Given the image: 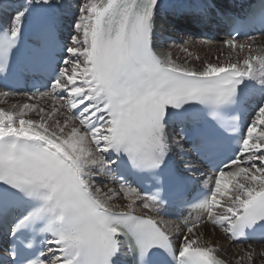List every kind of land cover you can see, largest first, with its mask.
Returning <instances> with one entry per match:
<instances>
[{
    "label": "snow or ice",
    "instance_id": "1",
    "mask_svg": "<svg viewBox=\"0 0 264 264\" xmlns=\"http://www.w3.org/2000/svg\"><path fill=\"white\" fill-rule=\"evenodd\" d=\"M169 14L226 26L229 58L197 68L161 52ZM3 20L0 96L31 84L28 100L50 104L0 108V264H226L195 232L205 221L264 241V47L251 34L264 35V0L244 16L221 0H0ZM185 205L197 218L174 242L163 215Z\"/></svg>",
    "mask_w": 264,
    "mask_h": 264
},
{
    "label": "bare ground",
    "instance_id": "2",
    "mask_svg": "<svg viewBox=\"0 0 264 264\" xmlns=\"http://www.w3.org/2000/svg\"><path fill=\"white\" fill-rule=\"evenodd\" d=\"M221 2H226V0H221ZM167 18L169 15H166ZM3 24H5L7 21L3 20ZM179 24H182L179 22ZM178 26H168V24L165 22L164 17H162L158 22H157V28H156V43L158 49L165 53V54H171L172 58L177 62V63H185L187 62L188 66L191 67H197L198 62L193 58V55H188L187 52L183 51L184 48H188L189 52L191 51L190 48H192L195 44H199L202 40V43L207 41L209 44L207 46H210L211 49H213V53H223L225 58H229V49L224 47L223 45V40L226 39V37L220 36L219 39L211 42L210 40L207 39H192L191 37H187L184 35H178L176 33V30L178 29ZM188 39V41H186ZM243 41L244 39H240ZM215 43V44H212ZM256 44L257 46L264 47V36L258 37L256 39ZM204 46L206 44H201V46ZM218 46V47H217ZM195 47V46H194ZM244 53H240L239 57L237 56L236 53H231V59L235 61L237 58L243 59ZM198 68V67H197ZM0 91H5L4 89L0 88ZM22 93V92H16L15 94ZM13 95H9L8 97L0 96V104L5 105V106H10L16 104L18 105L19 101L25 100V99H19L18 98H13ZM17 99V100H12ZM24 98V96L22 97ZM49 102V101H45ZM5 109V108H4ZM63 114L59 115L56 117L57 119H60L61 122L65 119V116L70 115L66 111L62 110ZM75 123L78 125V120L75 121ZM177 160L178 163L181 162L182 157L178 153L173 154ZM101 179H104V177H101ZM116 184V183H114ZM112 182H110V186L116 187ZM119 187V186H118ZM121 203H124L125 201H120ZM140 211H143L142 209H137V212L140 213ZM164 220L169 222V227L170 230H172L173 234V239L174 242L179 239L181 232H184L185 229L180 226L179 223L173 221V220H168L163 217ZM179 227L180 232L175 231L176 227ZM196 234L200 236V240L202 243H212L215 245L217 249V255L227 261L228 264H239V259L238 257H242L243 255L248 252V250L254 249L256 247L255 244H248V245H253L251 249H241L245 245L243 244H233L230 242L229 238L223 235L222 229H220L218 226H214L213 224L211 225H206L202 226L198 229L195 230ZM255 245V246H254ZM258 246H264V245H258ZM258 249V248H257ZM261 249H264L261 248ZM245 253V254H244ZM255 258H259L255 253L253 252ZM259 255V254H258ZM246 257V256H245Z\"/></svg>",
    "mask_w": 264,
    "mask_h": 264
},
{
    "label": "rangeland",
    "instance_id": "3",
    "mask_svg": "<svg viewBox=\"0 0 264 264\" xmlns=\"http://www.w3.org/2000/svg\"><path fill=\"white\" fill-rule=\"evenodd\" d=\"M182 25H184V24L182 23ZM177 34L180 35V33H177ZM255 37L257 39L258 37H262V36H255ZM186 41H188V39H186ZM211 42H213V41H211ZM201 44H206V45H204V46L202 45L201 46ZM207 44H209V43L208 42L207 43H205V42L202 43V40H201V42L199 44H195L194 45L195 47L193 46L192 48H190V50H191L190 52L193 55V58L198 62V64H197L198 68L201 66L202 62H215L217 57H219V59L221 61L226 60V58H225L223 53H221V52L220 53H213L214 52L213 49H211L210 46H207ZM212 44H215V43H212ZM197 56H199V58H200L199 60L196 59ZM23 96H24V98H22ZM13 98H18V100L19 99H25V100L19 101L18 105H22L23 103H38L41 106H47L48 104H50V101L49 102H45V101H48L47 98L28 100L27 96L23 92L22 93H18V94H14ZM13 98H12V100H17V99H13ZM0 108H5V110H14V109H12V107L5 106V105H2V104H0ZM33 118H35L34 115H33ZM114 185L116 186V184H114ZM117 188H118V186H117ZM206 225H211V223L210 222L209 223H202V224H200V226L198 228H200L202 226H206ZM223 235L225 237L227 236L224 233H223ZM262 245H264V244H262ZM252 246L253 245H245L243 248L241 247V249H251ZM263 247L264 246L256 245V247H254V249L248 250V251H252V252L257 253L256 255L259 257V258L256 259L254 254H253L252 264H264V249H261ZM242 257H245V255H243ZM239 264H248L247 258L245 257V259L239 260Z\"/></svg>",
    "mask_w": 264,
    "mask_h": 264
}]
</instances>
